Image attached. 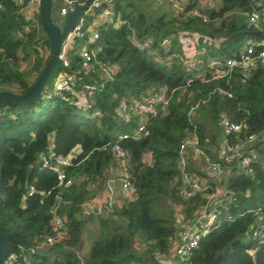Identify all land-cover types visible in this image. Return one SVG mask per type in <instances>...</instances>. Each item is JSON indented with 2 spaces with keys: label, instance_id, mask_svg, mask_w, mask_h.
<instances>
[{
  "label": "trees",
  "instance_id": "1",
  "mask_svg": "<svg viewBox=\"0 0 264 264\" xmlns=\"http://www.w3.org/2000/svg\"><path fill=\"white\" fill-rule=\"evenodd\" d=\"M163 1L170 14H147L134 0H112L114 15L124 23L118 28L96 26L93 43H87V34L76 38L77 44L95 52L97 62L111 66L110 79L102 76L99 66L83 74L75 48L68 68L56 67L48 79L71 76L70 91L48 96L44 87L34 103L0 106V232L35 248L52 235L50 219L55 213L62 216L66 231L65 238L48 249L59 252L48 258L32 256L9 241L2 264H168L175 260L171 247L178 215L191 218L216 188L223 207L217 206V222L189 254V264H264V231L260 242L251 237L257 223L264 226V62L258 61L245 75L232 70L222 79L213 78L208 66L210 61L222 64L246 39H264V0H182V13ZM193 9L206 21L187 15ZM251 12L259 16L256 25L247 21ZM23 24L13 0H0V91L17 95L32 86L48 59L34 55V32L16 38ZM38 32L47 45L39 27ZM131 32L137 39L148 38L149 47L136 48ZM162 40L167 44L162 46ZM185 49H192L196 64L188 72ZM84 86L94 90L74 97ZM159 88L173 91L167 107L155 117L147 112V136L130 137L144 119V108L120 114L118 103ZM84 98L91 101V111L99 112L98 118L80 113L76 104ZM224 119L240 125L239 131L226 134ZM188 130L196 132L199 149L210 161H218L224 143L234 146L238 157L222 165L224 176L216 185L186 200L178 192L175 163L178 144ZM115 142L126 152L131 196L116 199L106 215L82 218L79 205L103 192L104 173L113 162L108 147ZM76 147L78 152L70 155ZM44 152L71 157V165L64 168L73 181L67 189H55L54 174L39 169L38 155ZM187 160L192 173L207 179L195 163L204 165L202 156L189 152ZM29 187L35 191L30 196ZM177 205L182 206L178 214ZM90 224L97 234L79 257L80 235Z\"/></svg>",
  "mask_w": 264,
  "mask_h": 264
},
{
  "label": "built area",
  "instance_id": "2",
  "mask_svg": "<svg viewBox=\"0 0 264 264\" xmlns=\"http://www.w3.org/2000/svg\"><path fill=\"white\" fill-rule=\"evenodd\" d=\"M203 4L209 0H198ZM174 12L182 13L184 6L182 0H165ZM18 13L22 16L24 24L21 29L16 32V38L23 39L25 35L34 32L35 40L33 43L34 55L39 59H44L48 56V46L41 40L38 32V0H13ZM75 0H52V4L55 6L57 16L61 19L67 12L71 11ZM78 3V4H83ZM112 0H94L89 7L84 11L83 17L79 20L78 24L68 33L61 44L60 52L58 54L59 66L62 68H68L69 66V53L75 50L79 57V69L83 71V74H87L93 69V66H99L101 74L105 79H110L111 66L108 64H101L95 60V52L91 49H87L85 45L80 46L76 43V38L81 37L83 34H87V43H93L97 40V32L95 27L101 24H109L114 28H118L124 22L119 17L114 15L112 10ZM264 11V8L262 9ZM187 15L200 18L203 22L206 18L196 9L191 10ZM247 21L251 25H256L259 21V16L255 12H251L246 16ZM262 20V19H261ZM93 22H97L98 25L92 26ZM263 22V20H262ZM40 28V27H39ZM131 43L139 50H146L149 47L150 40L148 38L137 39L134 34H130ZM167 44L166 40H162L161 45ZM186 58L188 64L185 71H191L195 69V63H193L191 57L193 55L192 49H185ZM170 59V57L168 58ZM264 62V39L259 42L251 39H246L242 42L240 49L234 53L231 57L227 58L222 64L217 62H208V66L212 69V75L215 79L227 78L232 70H237L242 74H247L250 69L258 62ZM34 72H31L30 76H34ZM63 76L58 80L53 87V93L55 95L70 91V84L72 77L65 74H59ZM94 90L90 86H84L80 92H73L74 97L80 94L89 95L90 91ZM173 91L167 92L163 88H159L152 93H146L140 95L137 99L128 100L127 104L120 101L117 105V111L120 114L125 112L135 113L138 107L144 108V119L140 120L136 127L130 134V137L139 138L148 135V131L145 127L147 123V112L151 117H155L159 112L163 111L171 99ZM229 96V95H228ZM84 101V111L89 113L90 118H98L99 112L91 111V101L82 99ZM72 102L73 99H71ZM70 102V103H72ZM147 105V107H145ZM198 103L189 107L186 112V116L190 117L193 110L196 109ZM224 132L235 133L239 131L240 125L228 122L226 119L222 121ZM126 135L118 137V139L125 138ZM252 138L248 137V142ZM106 147L102 149L105 150ZM108 151L113 158V162L105 170V184L103 189V195L99 200H91L83 202L79 205V215L82 218L89 216H101L108 214L112 206L115 204L116 199L128 200L131 193V182L129 181L128 163L126 159V152L122 150L120 145L115 142L108 147ZM191 152L195 155L202 156L204 158L203 172L207 179L192 173L189 170L188 165V153ZM238 157V151L234 146L224 143L218 149V161H210L208 158L202 155L199 149L198 137L194 130H188L185 132L184 137L181 139L177 147L175 169L178 175L179 195L183 199H193L196 195L204 192L208 188H212L210 184L216 185L224 176L222 165H227ZM38 163L40 170H49L55 176L56 187L55 189H67L72 180L66 177L64 168L71 165V157L55 156L50 152L40 153L38 155ZM245 163V162H243ZM215 190V188H213ZM209 195L207 203L197 210L191 218L183 220L178 215L180 224L176 232L175 241L172 243L171 252L172 257L179 262H173L172 264H189V254L195 249L199 241L205 237L213 226L217 222V206L219 204L217 198L219 192ZM35 191L32 187L28 188V196L34 194ZM49 191L44 193L48 195ZM217 202V203H216ZM182 210L181 205L176 206V213L178 214ZM55 212V208H54ZM50 229L52 235L46 237L35 248L41 251H47L51 246L56 243H60L66 236L64 222L62 216L58 213L52 215L50 219ZM264 226L260 221L257 223V230H254L251 234L252 239L258 242L262 241Z\"/></svg>",
  "mask_w": 264,
  "mask_h": 264
},
{
  "label": "water",
  "instance_id": "3",
  "mask_svg": "<svg viewBox=\"0 0 264 264\" xmlns=\"http://www.w3.org/2000/svg\"><path fill=\"white\" fill-rule=\"evenodd\" d=\"M93 1L86 0L83 4L74 3L72 10L59 19L57 11L55 9L52 10V0H38V24L47 41L48 59L42 71L26 92L17 95L9 91H0V106L7 104L9 106L22 107L39 99L51 73L59 66L60 62L57 56L62 42L66 35L78 24L83 17L84 11ZM9 241L16 243L22 250L38 258H48L59 252L56 249L41 251L27 245L14 235L0 232V264L4 263L7 258Z\"/></svg>",
  "mask_w": 264,
  "mask_h": 264
},
{
  "label": "rangeland",
  "instance_id": "4",
  "mask_svg": "<svg viewBox=\"0 0 264 264\" xmlns=\"http://www.w3.org/2000/svg\"><path fill=\"white\" fill-rule=\"evenodd\" d=\"M133 2V1H132ZM164 1L163 0H134L135 3V7L147 14H152L154 13L156 10L157 11H161L164 12L166 14H170L169 9H167L163 4ZM55 9L54 4H52V10ZM154 9V10H153ZM98 25L97 22H93L92 26ZM186 48H189L188 45H186ZM25 65H22V68H24ZM63 76H56V78L52 79V80H48V82L46 83V85L44 86L47 90H48V96L52 95L53 91L51 90L52 86L60 79H62ZM76 106L78 107V110L80 111L81 114L85 115V116H89L87 112L84 111V101L82 99H79V101L77 102ZM245 146V145H244ZM244 146H242L244 148ZM247 146V144H246ZM249 146V144H248ZM78 152L77 147L74 148L71 152L70 155H75ZM148 156H145L143 158V163H148ZM196 164L200 165L198 168L201 169L202 171H198V172H202L203 173V164L201 163H197ZM217 203V202H216ZM179 222V220H178ZM179 226V225H177ZM97 234V230H96V226L95 224H90L87 225L82 233H81V245H80V249L78 250V255L79 257H81L82 254H84L86 252V250L89 247L90 242L95 238ZM174 261H169L168 264H172Z\"/></svg>",
  "mask_w": 264,
  "mask_h": 264
},
{
  "label": "crops",
  "instance_id": "5",
  "mask_svg": "<svg viewBox=\"0 0 264 264\" xmlns=\"http://www.w3.org/2000/svg\"><path fill=\"white\" fill-rule=\"evenodd\" d=\"M218 189V188H217ZM102 195H103V192L95 199V200H99V199H101V197H102ZM83 231V230H82ZM82 233V232H81ZM81 236V235H80ZM80 240H81V237H80Z\"/></svg>",
  "mask_w": 264,
  "mask_h": 264
}]
</instances>
